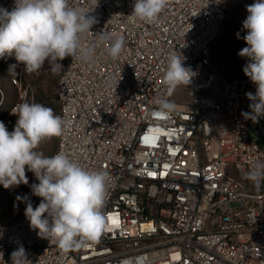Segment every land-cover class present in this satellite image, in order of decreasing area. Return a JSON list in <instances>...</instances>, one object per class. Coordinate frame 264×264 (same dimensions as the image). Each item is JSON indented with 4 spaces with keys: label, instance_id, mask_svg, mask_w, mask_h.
Listing matches in <instances>:
<instances>
[{
    "label": "built area",
    "instance_id": "built-area-1",
    "mask_svg": "<svg viewBox=\"0 0 264 264\" xmlns=\"http://www.w3.org/2000/svg\"><path fill=\"white\" fill-rule=\"evenodd\" d=\"M69 2L94 9L98 22L84 43L102 31L126 42L117 60L106 55L107 43L94 64L66 57L57 85L60 116L70 123L52 156L63 152L109 173L106 227L97 241L65 251L26 217L0 221V264H11L19 246L32 264H264V187L228 173L264 161L254 122L242 115L250 111L245 93L257 86L237 74L218 83L208 70L212 46L225 32L227 0H168L154 23L129 16L134 0ZM14 6L0 0V8ZM173 54L197 75L181 85L188 101L158 116ZM21 75L12 78L15 86Z\"/></svg>",
    "mask_w": 264,
    "mask_h": 264
},
{
    "label": "clouds",
    "instance_id": "clouds-1",
    "mask_svg": "<svg viewBox=\"0 0 264 264\" xmlns=\"http://www.w3.org/2000/svg\"><path fill=\"white\" fill-rule=\"evenodd\" d=\"M167 3L168 0H134L129 16L154 23ZM93 11L74 7L69 0H15L11 11L0 8V58L14 55L28 73L39 71L47 63L56 73L63 68L61 61L66 57L94 64L97 48L107 43L106 55L117 60L126 43L122 36L102 31L91 43L82 39L98 22L91 15ZM247 11L243 27L248 31L243 39L248 47L238 55L249 58L243 72L257 87L254 94L245 93L250 111L242 115L257 123L264 117V0H255ZM184 60L181 54L168 58L163 77L167 95L156 99L158 116H168L176 110L168 96L181 85H191L197 75L185 66ZM10 114L17 117L13 131L0 122V185L8 189L28 184L27 168L38 181L31 184V193L41 198L40 203L34 208L27 196L16 199L27 201L24 214L30 227L38 230L40 237L55 240L65 251L97 241L106 227L102 209L111 184L109 173L88 170L63 152L48 157L36 151L43 141L62 136L70 123L54 114L53 109L41 103L21 102ZM243 178L257 190L264 187V161H256ZM11 264H32L23 246L11 253Z\"/></svg>",
    "mask_w": 264,
    "mask_h": 264
},
{
    "label": "rangeland",
    "instance_id": "rangeland-1",
    "mask_svg": "<svg viewBox=\"0 0 264 264\" xmlns=\"http://www.w3.org/2000/svg\"><path fill=\"white\" fill-rule=\"evenodd\" d=\"M255 3V0H227L228 19L225 32L212 46V64L208 68L210 74L219 83L222 77L232 74L245 75L243 68L250 62L249 58L238 55L241 49L248 47L243 37L247 34V29L243 27V22L249 15L247 6ZM1 59V58H0ZM62 63V61H61ZM13 66L11 69L10 67ZM59 69L53 73L47 63L37 72L28 73L22 64H17L15 56H6L0 62V122H3L9 132L13 131L17 117L10 114L15 104L21 102L41 103L53 109L54 114H58L59 104L57 85L60 77ZM22 74L21 86H15L12 78ZM187 89L179 87L173 101L175 103L188 101ZM10 114V116H8ZM10 121L12 123H10ZM256 123L253 127L252 135L254 139L264 149V117L261 118L262 127ZM57 148V137L43 141L36 149L45 156L51 157ZM228 173L243 183H251L243 178V172L234 167L228 168ZM28 184H20L5 189L0 185V221L3 223H13L25 217L27 201H18L17 196H27L35 208L38 206V197L32 195L31 184L38 183L33 173L26 168Z\"/></svg>",
    "mask_w": 264,
    "mask_h": 264
},
{
    "label": "trees",
    "instance_id": "trees-1",
    "mask_svg": "<svg viewBox=\"0 0 264 264\" xmlns=\"http://www.w3.org/2000/svg\"><path fill=\"white\" fill-rule=\"evenodd\" d=\"M58 98V97H57ZM57 108H59V110H58V114H59V116H60V104H58V106H56V109ZM256 126V123H254V125H253V127H255Z\"/></svg>",
    "mask_w": 264,
    "mask_h": 264
},
{
    "label": "crops",
    "instance_id": "crops-1",
    "mask_svg": "<svg viewBox=\"0 0 264 264\" xmlns=\"http://www.w3.org/2000/svg\"><path fill=\"white\" fill-rule=\"evenodd\" d=\"M259 122H260V124L258 125L259 127H262V124H261V119H259Z\"/></svg>",
    "mask_w": 264,
    "mask_h": 264
}]
</instances>
